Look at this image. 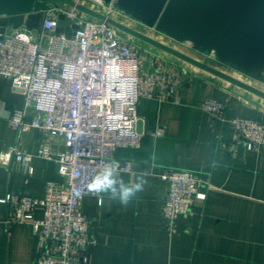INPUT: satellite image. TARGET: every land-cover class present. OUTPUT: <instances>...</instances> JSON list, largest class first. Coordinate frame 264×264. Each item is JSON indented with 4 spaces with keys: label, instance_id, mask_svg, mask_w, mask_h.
<instances>
[{
    "label": "built area",
    "instance_id": "1",
    "mask_svg": "<svg viewBox=\"0 0 264 264\" xmlns=\"http://www.w3.org/2000/svg\"><path fill=\"white\" fill-rule=\"evenodd\" d=\"M79 1L108 16L109 11H120L115 0ZM36 11L43 15L38 28L23 25L0 33V77L9 79L24 96V105L8 119L10 126L18 133L43 131L45 138L36 155L55 160L62 179L48 181L42 197L11 192L0 201L10 205L9 221L32 224L38 236L35 264H89L98 241L82 204L85 197L98 195L88 192L87 185L108 162L118 163L115 174L132 171V161L117 158L116 150L141 147L146 134L139 126L141 101L178 102L189 71L182 61L140 45L75 7L51 3ZM60 14L79 26L71 37L56 30ZM178 43L193 49L190 41ZM205 56L211 60L214 54ZM201 108L225 118V103L220 100L206 99ZM231 121L234 137L247 149L264 146L262 121L242 116ZM163 134L160 126L148 132L151 137ZM59 140L62 150L54 147ZM34 156L13 147L0 154V163L15 161L31 174ZM161 177L169 183L165 224L174 230L176 219L190 213L196 199L206 198L207 183L186 168H168ZM38 209L40 217L35 214Z\"/></svg>",
    "mask_w": 264,
    "mask_h": 264
},
{
    "label": "crops",
    "instance_id": "2",
    "mask_svg": "<svg viewBox=\"0 0 264 264\" xmlns=\"http://www.w3.org/2000/svg\"><path fill=\"white\" fill-rule=\"evenodd\" d=\"M186 66L178 102L141 101L139 126L146 133L141 147L116 150L117 158L132 161V171L115 178L127 185L143 176L144 190L126 207L107 197L103 203L92 195L83 200L98 241L89 264H264V146L247 149L234 137L231 121L242 116L264 123V99ZM249 82L264 89L262 79ZM206 99L225 103L224 120L201 108ZM0 101V154L16 147L35 155L31 174L15 161L0 163V200L11 192L42 197L48 181L62 179L58 164L36 155L43 131L18 133L10 126L8 119L24 105V96L3 77ZM158 126L162 136L148 135ZM54 147L62 150L64 144L59 140ZM168 168L193 170L207 183L206 198L196 199L191 212L176 219L174 230L163 215L169 183L161 175ZM9 208L0 201V264H35L38 236L31 223L9 221ZM35 214L42 216V210Z\"/></svg>",
    "mask_w": 264,
    "mask_h": 264
},
{
    "label": "water",
    "instance_id": "3",
    "mask_svg": "<svg viewBox=\"0 0 264 264\" xmlns=\"http://www.w3.org/2000/svg\"><path fill=\"white\" fill-rule=\"evenodd\" d=\"M39 3L75 7L136 40L264 99V89L213 64L235 69L253 80L260 79L264 69V0H115L120 10L139 23L176 42L190 41L193 49L188 52L79 0H0V33L23 25L38 28L43 18L36 11ZM78 28L64 14L59 15L57 32L71 37ZM204 54L214 56L209 60Z\"/></svg>",
    "mask_w": 264,
    "mask_h": 264
},
{
    "label": "clouds",
    "instance_id": "4",
    "mask_svg": "<svg viewBox=\"0 0 264 264\" xmlns=\"http://www.w3.org/2000/svg\"><path fill=\"white\" fill-rule=\"evenodd\" d=\"M115 164V167L113 166ZM118 163L115 161L105 163L103 169L98 172L87 185L88 192L97 194L99 202L103 203L105 197L109 200L118 201L122 206H128L130 201L144 190L147 180L141 176L138 182L125 184L123 180L115 178ZM80 190H76V195H80Z\"/></svg>",
    "mask_w": 264,
    "mask_h": 264
},
{
    "label": "rangeland",
    "instance_id": "5",
    "mask_svg": "<svg viewBox=\"0 0 264 264\" xmlns=\"http://www.w3.org/2000/svg\"><path fill=\"white\" fill-rule=\"evenodd\" d=\"M48 4L50 5L51 3H42V5H44V7H46ZM95 7H97V5H95ZM100 9H102V11L106 12V9L101 8V7H100ZM109 13H110V16H112V17H114V18H116V19H118V20H120V21H122V22H124V23H126V24H128V25H130L132 27H134V28L139 29V30L151 35L152 37H155V38H157V39H159V40H161L163 42H166V43H168V44H170V45H172V46H174V47H176L178 49H181V50H184V51H187V52L190 51L184 45H181L180 43L176 42L175 40L171 39L170 37L166 36L165 34L157 31L156 29H153L151 27H148V26H145V25L139 23L138 21L134 20L129 14H127L125 12H122L121 10L120 11L119 10H112V11H109ZM136 41L140 45H142L144 47H147L148 49L150 48L152 51L160 52L158 49H156V48H154L152 46H149V45H147V44H145V43H143V42H141L139 40H136ZM166 55H168V54H166ZM168 56H170V55H168ZM170 57H172V56H170ZM172 58H174V57H172ZM219 67L220 68L223 67L222 69L230 72L231 74L236 75L237 77H240L242 79L246 78L245 80L249 81V78H247L246 75L236 71L235 69L226 67V66H224L222 64H219Z\"/></svg>",
    "mask_w": 264,
    "mask_h": 264
},
{
    "label": "trees",
    "instance_id": "6",
    "mask_svg": "<svg viewBox=\"0 0 264 264\" xmlns=\"http://www.w3.org/2000/svg\"><path fill=\"white\" fill-rule=\"evenodd\" d=\"M39 5H40V3H39Z\"/></svg>",
    "mask_w": 264,
    "mask_h": 264
}]
</instances>
